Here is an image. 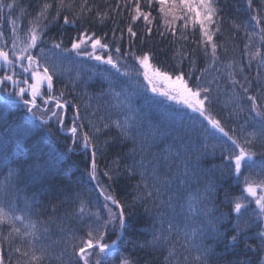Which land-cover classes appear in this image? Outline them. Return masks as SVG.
I'll use <instances>...</instances> for the list:
<instances>
[{"label": "snow or ice", "instance_id": "1", "mask_svg": "<svg viewBox=\"0 0 264 264\" xmlns=\"http://www.w3.org/2000/svg\"><path fill=\"white\" fill-rule=\"evenodd\" d=\"M260 2L264 4V0ZM219 5L220 0H115L114 4L106 3L101 7L90 0H79V3L77 0H44L24 29L11 18L18 7L16 0H0V12L7 11V16H0V91L7 90L6 99L16 98L25 110L21 122L16 125L15 139L0 140L3 147L0 229H8V236L0 240V264H5V242L9 264H12L13 254L19 257L16 264H43L52 257L49 247L43 243L47 228L39 220L32 219L31 204L35 201L26 197L21 208L16 193L20 191L23 178L39 180L61 175L64 158L77 152L89 156L87 176L95 181V190L104 197L105 211L103 215L99 210L94 211L86 187L79 178L72 180L75 173L71 169L65 171L69 187L78 188L72 198L77 205L74 216L79 228L66 230L63 248L56 259L61 264H136L121 250L123 236L128 230L126 209L131 205L111 194V184L101 185L97 165V154L102 156L109 144L116 141L132 144L125 154L130 162L125 163L124 157L117 155L102 175L109 181L118 179L123 165V173L128 177H139L134 185V202L147 201L152 205L151 209H145L152 216V238L139 247L167 251L164 259L169 261L175 254L174 238L182 235L183 246L195 253L193 260L197 264H208L215 254L213 244L216 243L242 245L254 254L259 253L256 264H264V8H253V0H247L248 7L255 13L253 28L258 32L247 34L245 62L228 58L227 47L217 42L223 19ZM125 15L126 28L117 27L112 32L114 43L111 46L104 42L108 33L98 35L91 27L84 26L96 21L104 24L114 16ZM61 19L64 26L80 25L68 47L64 46L62 36L59 39L48 37L49 26ZM4 20L8 21L9 40H3ZM138 22L144 25L139 34L134 30ZM154 28L161 37L166 34L177 37L179 32L182 41L199 34L194 43L209 58L199 76L193 75L195 61L183 47L173 54L175 65L171 73L153 64L155 54L152 51L137 54L133 50L138 35L144 43V37L151 36ZM18 29L23 31V37ZM125 32L127 50L122 53L119 41L125 39ZM253 35L259 37V44L253 42ZM83 57L98 62L88 70L91 75L85 72L84 61L77 66V58ZM129 58L135 64L132 70ZM185 60L191 65L187 71L183 68ZM253 67L254 77L250 74ZM73 71L74 77L70 75ZM93 75L103 77L107 88L85 101L74 94V89L78 82L91 80ZM133 75L142 76L148 85L154 84V78L166 82L169 89L163 94L196 114L187 127L194 128L198 122L199 135L185 139L180 135L185 128L181 122L167 150L159 149L160 129L150 118L140 115L132 103L133 93L122 83ZM65 76L69 77L68 83L57 89L56 82ZM151 90L160 91L154 86ZM221 94L227 97L223 102L226 114L216 107ZM93 98L97 100L94 110L90 102ZM102 99L112 111L97 116L105 107L99 103ZM93 116L95 120L89 118ZM37 117L49 131V122L54 120L59 129L70 134L67 137L70 143L64 150L59 154L50 152L47 159L34 158L24 147V141L34 134V129L38 130L34 123ZM229 120L233 123L228 124ZM113 128L116 136L100 139L106 136V130ZM217 155L220 164L202 166L205 158ZM257 156L262 160L259 171L255 170ZM225 175L237 177L240 194H226L218 204V180ZM221 206L227 211H222ZM224 224L228 227L222 228ZM17 240L21 243L16 244ZM253 240L257 243L253 244ZM250 260L251 257L245 256L237 259L236 264H250Z\"/></svg>", "mask_w": 264, "mask_h": 264}, {"label": "trees", "instance_id": "2", "mask_svg": "<svg viewBox=\"0 0 264 264\" xmlns=\"http://www.w3.org/2000/svg\"><path fill=\"white\" fill-rule=\"evenodd\" d=\"M44 0H16L18 7L12 12L11 18L16 19L20 24V28L26 29L29 21L33 20L39 7L43 4ZM67 2V0H66ZM79 3V0H77ZM90 3L99 4L104 7L106 3L114 4L115 0H90ZM220 16L223 18L220 23L221 33L216 37L218 43H223L227 47V57L236 60H247V56L244 50V44L248 43V35L254 32H258V29L253 28L255 23L252 20V16L255 15L252 8L247 5V0H220ZM155 5L153 8L155 9ZM253 8H264V4H261L260 0H253ZM63 15V14H62ZM0 16H7V11L0 12ZM153 16H156V12L153 11ZM159 21V18H157ZM126 15L125 16H114L113 20L105 21L104 24H100L98 21L92 24H85V27H91L98 35L103 33H108V37L104 42L110 44L114 43L112 38V32L117 29L126 28ZM236 25H242V27L237 28ZM246 26V27H245ZM80 25L77 26H64L62 19L49 26L48 37L59 39L61 36L64 40V46H70L71 38L76 34ZM144 25L142 22H138L134 26V30L137 33H142ZM19 31V29H18ZM163 31V28L160 29ZM3 40H9L10 30L8 21L3 22ZM21 37H23V31H19ZM119 31H116V37L119 38ZM198 33L195 36L189 37L188 40L182 41L179 39V32L177 37L166 34L161 37L157 34L155 28L153 34L148 37H144V43L140 42L141 37L138 35L135 44L133 45V50L139 54L141 51H152L155 54V59L153 64L160 67L162 71L173 70L175 65V60L173 59V54L177 48L183 47L191 54V58L195 61V67L193 69V75L199 76L200 69H203L209 63V58L205 57L199 47L194 43L195 39L198 38ZM253 42L259 44V37L253 35ZM128 37L125 32V39L119 41L122 53L127 50ZM46 49L48 45L44 46ZM80 61H84L83 68L85 72L89 75L92 73L88 72L89 69L93 68L98 62L88 61L87 57L77 58V66L79 67ZM128 65L135 68L134 61L129 58ZM110 67V66H108ZM191 67L188 60L184 61L183 68L187 71ZM99 71V70H97ZM264 71V70H262ZM251 76L256 75L255 68L251 69ZM72 77L75 76V71L70 74ZM206 79H211V76H206ZM68 76H65L61 81L56 82V88H62L66 83H68ZM122 83L125 84L127 90L133 93L131 99L133 106L139 111L142 117L150 118L161 131L160 139L157 141L159 149L167 150V146L176 138L177 131H179V126L181 122L185 125L183 131H180V135L185 139L188 136L195 138L199 135L197 131L199 129L198 122L194 128H188L189 121L191 117L196 114L192 113L190 109L177 105L168 101L167 99L155 94L151 88L148 86L146 80L139 76L133 75L128 77ZM107 88V83L104 81L103 77L93 75V79L78 82V86L74 89V94L78 97H82L83 100H89V97H95L103 89ZM119 90V89H118ZM7 90L0 91V140L5 137H11L15 139L16 137V125L21 122L20 118L24 113L22 105H20L16 98L11 100L6 99ZM227 97L223 94L220 96V100L217 103V110L226 114L227 109L223 107V102H226ZM80 102V99H77ZM93 105V110L97 104L95 98L90 101ZM101 105H105L97 113V116H105L106 112H111V109L106 108V100L102 99L99 101ZM83 113V106L81 107ZM92 111V110H90ZM69 115H71V109H69ZM95 120L96 117H89ZM115 119V115H112ZM148 121L146 120L145 123ZM37 129H34V134L28 137L24 141V147L26 153H30L34 158H49L50 152H56L59 154L64 150L68 141L67 137L70 135L65 133L63 129H59L55 121L49 122L51 131L47 127H43V122H41L38 117L34 121ZM228 124H232L231 120L227 121ZM145 132L148 131L147 128L144 129ZM186 134V135H185ZM116 129L106 130V136H101L100 139L103 140L107 137L116 136ZM167 137V138H166ZM230 146V145H229ZM132 147L131 143H120L116 141L110 143L109 146L104 151L101 156L100 153L97 154V165L98 171L101 173V185L107 186L111 184L110 192L115 195L118 199L127 205H131L127 208L129 213L128 219V230L127 234L123 236V241L121 244L122 252L129 254L136 264H197L193 260L195 253L187 250L183 246V237L179 239L174 238V250L175 254L170 258L169 261H165V257L168 256L167 251L153 250L150 248L139 247L146 240H150L151 236V225L152 216L150 212H146L145 209H151L152 205L150 202H134V197L136 192L134 190V185L137 183L139 177L130 178L123 173V165L121 166V175L118 179L109 181L106 177L102 175L103 170L106 166L112 164L113 159L120 155L124 157L125 163L130 162V159L125 155L128 150ZM13 153L15 149L12 150ZM3 154V147L0 146V155ZM70 157V159H69ZM24 158H27L25 156ZM90 160L88 154L81 155L80 152L69 153L68 156L64 158L63 168L61 169V175L52 178H42L39 180H32L30 178H23L20 184V191L16 193L19 197V206L22 208L24 206L25 198L27 197L29 201H35L31 204L32 211L34 213L32 219L39 220L43 227L47 228V233L45 234V239L43 243L49 247L52 257L43 262V264H61V261L56 259V256L60 253L63 248V240L66 236V230L68 228L78 229L79 224L77 223V218L74 216L75 209L77 207L76 203L73 201V195L78 190L76 186L69 187L68 178L63 174L68 169H71L75 173L72 176V180L80 179L83 186L89 192V199L91 204L94 206L93 210H99L101 215L104 214L105 209L104 197L100 195L98 191L95 190V181H90L87 176L86 168L89 166ZM221 163L219 155L216 158L207 157L203 161V167L208 168ZM262 160L259 156L256 157V171H259V165ZM2 167V165H0ZM242 180V178H240ZM3 180V175H0V181ZM219 188L217 192V203L223 201L226 194L239 195V188L241 185L237 181L236 176L225 175L218 180ZM222 211H227V208L221 206ZM219 214V213H218ZM46 222V223H45ZM17 227H20L17 224ZM183 227V224H180ZM228 227L227 224L222 225V228ZM23 231V229H22ZM253 231H256L254 228ZM8 236V229H0V240H4ZM115 239V236L111 237ZM19 240L16 244H20ZM209 244H213V241L208 240ZM253 244L257 241L253 240ZM15 246V245H14ZM24 246L27 247V241H24ZM215 249V254L209 258L208 264H236L237 259H242L245 256L251 257L250 264H256L259 253H253L250 250H246L242 245L233 246L231 244L225 245L224 243L213 244ZM5 252V264H9L8 246L5 242L4 245ZM19 257L16 254L11 256L12 264H16ZM67 260V256L64 257Z\"/></svg>", "mask_w": 264, "mask_h": 264}, {"label": "rangeland", "instance_id": "3", "mask_svg": "<svg viewBox=\"0 0 264 264\" xmlns=\"http://www.w3.org/2000/svg\"><path fill=\"white\" fill-rule=\"evenodd\" d=\"M129 68H130V70L134 69V68H132L131 66H129ZM173 78H174V77H173ZM146 82H147V80H146ZM147 84H148V82H147ZM148 86H149L151 89H152L153 86L156 87V88H158V89H160L159 92H154L155 94H157V95H159V96H161V97L167 99L168 101H170V102H172V103H175V104H177V105H181V104H179V103H177V102H175V101H172V100L168 99L167 96H165V95L163 94L165 91H167V90L169 89V85H168L166 82H164L163 80L158 79V78H154V84H153V85H148ZM182 106H184V105H182ZM184 107H185V106H184Z\"/></svg>", "mask_w": 264, "mask_h": 264}, {"label": "water", "instance_id": "4", "mask_svg": "<svg viewBox=\"0 0 264 264\" xmlns=\"http://www.w3.org/2000/svg\"><path fill=\"white\" fill-rule=\"evenodd\" d=\"M66 133V132H65Z\"/></svg>", "mask_w": 264, "mask_h": 264}]
</instances>
